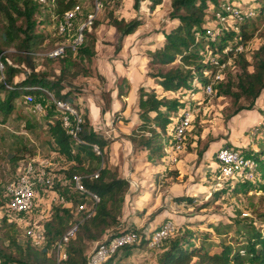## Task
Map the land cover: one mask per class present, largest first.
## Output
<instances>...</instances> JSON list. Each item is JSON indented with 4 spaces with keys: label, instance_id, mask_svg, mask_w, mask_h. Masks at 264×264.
Wrapping results in <instances>:
<instances>
[{
    "label": "rangeland",
    "instance_id": "1",
    "mask_svg": "<svg viewBox=\"0 0 264 264\" xmlns=\"http://www.w3.org/2000/svg\"><path fill=\"white\" fill-rule=\"evenodd\" d=\"M45 1L33 0L38 7L34 17L36 30L47 36L37 46L34 62L36 68L48 78L57 79L64 65L62 57L51 58L47 52L58 43L68 45L69 40L67 35L57 33V17L52 16L49 3ZM252 1L248 0L250 3ZM151 2L152 0H101L100 9L93 20L97 21V25L87 27L95 35L94 54L88 58L81 51L87 44L85 33L81 45L75 49L67 47L63 54V57L71 56L75 63H65L64 81L68 84L62 91L70 92L72 103L83 114L87 128L95 132L107 129L111 135V145L106 144L103 150L104 163L86 159V168L91 170L105 164L125 178L128 170H131V178L138 182L137 188H128L122 202L119 222L107 232L123 228L127 217L141 221L142 224L137 228L157 226L170 217L176 223V230L171 236L182 234L186 229L189 230L187 237L195 244L211 239L234 245L243 239L239 235L242 223L264 226V88L255 100L244 97L234 100L231 95L221 93L220 87L226 80L235 82L240 72L234 57H230L221 79L222 85L215 88L213 94L205 98L182 93V99L191 106L192 119L182 135L180 145L175 146L169 130L162 134L164 145H168V148L173 145L171 151L174 161H162V156L151 157L139 147L141 135L149 136L150 132L138 129L134 131L135 126L132 125L133 120H140L137 113L138 89L140 86L145 90L155 87L159 95L169 92L157 87L155 79L148 75L154 70L147 67L146 60L162 44L165 35L177 22V19L169 16L171 0H162L153 7ZM75 3L80 5V9L74 17L70 32L95 7V0H75ZM111 10L126 20H141V24L124 37L120 47V33L108 19V12ZM211 15L209 10L206 19L212 26L225 25ZM3 23L4 19L0 14V31ZM249 27L253 33L244 44L243 52L252 62L254 51L264 42V15L254 18ZM232 41L233 38L229 40ZM5 51L1 54L6 53ZM8 60L13 64L10 57ZM1 64L0 80L1 69L5 68L2 62ZM21 68L25 67L21 64ZM248 68L252 70V65ZM77 71L80 73L73 74ZM24 72L16 75L14 80L22 78ZM1 94L6 98L8 91ZM168 94L174 95L171 92ZM36 98L44 104L43 113L31 112L29 103L24 100L23 95H19L14 100L13 111L4 122H0V202L4 198L2 191L4 193L5 184L13 180L19 171L15 170L17 163H12L11 155L24 156L25 160L20 161L18 166L31 157L47 158L50 161L48 169L54 173L53 183L37 187L35 207L22 216L17 228L24 232L35 222L38 225L52 222L50 236L55 239L59 233L53 231L57 222L51 219L52 206H56L52 203V194L72 190L67 173L72 162L52 150L49 142L45 120L55 113L50 106L49 97L39 94ZM26 120L33 123V126H26ZM221 144L239 146L258 156L261 165L255 178L247 181L251 185L240 184V180L232 181L217 173L214 158L216 149ZM110 156L115 159L114 162L110 161ZM234 187L237 189L233 190ZM218 190L221 194H218ZM182 195L193 196L192 202L175 200L176 196ZM2 212L0 209V249L8 251ZM60 216L69 224L78 217V212L71 206L67 212L59 213L58 217ZM215 226L221 234L216 233ZM21 232L20 239L23 238ZM103 238L104 236L96 240H85V254L90 252L96 241ZM168 242L169 239H166L155 248L138 243L131 247L130 257L125 256L119 264H156ZM210 248L214 250L218 247ZM49 254L55 256L51 248ZM1 260L3 257L0 256ZM8 263L19 264L14 261ZM192 264L197 263L192 261Z\"/></svg>",
    "mask_w": 264,
    "mask_h": 264
},
{
    "label": "trees",
    "instance_id": "2",
    "mask_svg": "<svg viewBox=\"0 0 264 264\" xmlns=\"http://www.w3.org/2000/svg\"><path fill=\"white\" fill-rule=\"evenodd\" d=\"M161 1L152 0L151 6L153 7ZM47 2L49 3V10H51L50 13L56 17H59L65 10L70 9L75 4V0H47ZM221 2L222 0H171L169 16L177 19V22L172 25L170 31L165 35L162 44L149 54L146 65L154 70L148 75L155 79L157 87H161L163 91H169L168 93L171 92L174 95L168 93L159 95L155 87L145 90L143 86H140L137 96V113L140 120L134 131L138 129L150 132L149 136L141 135L139 147L147 151L151 157H161L163 155L162 134L173 126L179 109L188 104L182 99L183 94L191 89L194 97H208L204 95L202 90L203 85L208 81L205 71L211 68L208 55L221 52L231 38H233V48L239 43L246 44L253 33L249 27L250 22L254 18L264 15V1L253 0L252 3L254 2L253 4L256 6L255 14L240 22H235L238 32L225 31L223 28L218 27L221 33H216L215 38L210 39L206 33L208 25L206 16L209 10L211 12L219 9ZM37 10L38 7L33 0H0V14L4 19L0 31V60L5 67L1 69L0 115L2 118L0 122H4L5 118L13 111L14 100L19 95L31 94L35 97L39 94L47 95L45 91L47 88L56 97L72 102L70 92L68 90L62 91L63 87L68 84L67 81H64L65 63H75L71 56H55L62 57L64 63L57 79L48 78L36 68L34 62L35 51L37 46L47 37L44 33L36 30L34 17ZM108 19L109 23L120 33L119 47L124 37L132 33L141 24L139 18L126 20L119 17L112 10L108 12ZM92 25L95 27L97 21H93ZM84 33L88 39L86 46H83L81 51L83 55L90 58L94 54L95 35L87 30V27L84 29ZM3 51L6 53L1 54ZM252 56L253 61L250 62L243 50L237 52L234 57V61L237 62L240 68L237 80L233 82L225 79L226 82L223 86H221L220 81V84L218 83L215 88L221 86L220 92L231 95L234 100L240 97L255 100L264 88V42L257 47ZM9 57L12 59L13 64L8 62ZM21 64L25 68H21ZM250 64L252 70L248 68ZM76 65L79 67V64ZM23 71H25V75L18 80H14V77ZM78 72L80 73V71H77L73 74L76 75ZM233 86L235 89H232ZM3 91H8L6 98L1 94ZM85 120L87 121V119ZM45 123L48 139L53 147L52 150L72 162L67 172L69 180L73 174L81 175V182L84 187L96 192L99 200L95 203L94 212L78 223L74 235L69 238L66 244V257L57 260L56 256L49 254L50 248L54 251L55 241L82 216L78 214L77 218L66 224L61 216L58 217L59 213L62 211L67 212L71 209V206L76 209L75 206L79 202L90 203L89 197L73 187L71 191L65 190L63 194L71 198L69 203L52 202L56 206H52L51 219L57 222V225L53 227V231L59 233L58 237L51 238L52 222H47V224L39 225L42 227L43 242L35 245L27 235L26 230L21 232L17 228L18 223H20L19 220L10 217L5 211L6 198L4 195L3 200L0 202V209L4 213L2 225L5 238L8 240L6 245L8 251L0 249V252H2L0 256L3 257L0 264H9V261L18 262L19 264H84L87 259L85 240H96L102 236L113 235L129 229L141 233L142 237L138 243H141V246L146 245L143 235L145 227L130 226L107 232L119 222L122 214V202L130 187V182L128 178L119 176L116 170H110L105 164L97 168H91V170L86 168L84 164L86 159L104 163L103 150L110 140L103 137V131L95 132L87 128L83 117L82 128L79 132L81 140L76 141L66 133L59 117L49 115L46 117ZM26 126L31 127L33 123L26 120ZM131 139L135 140L133 137ZM94 143L98 145L100 153L93 149ZM23 158L24 156L18 154L10 156L12 163H17L15 170L20 161L25 160ZM96 170H98V176L94 177L92 173ZM239 182L243 185H251L247 181ZM235 189L237 187H234L233 190ZM218 194H221L220 190H218ZM175 200L192 202L193 196H176ZM214 229L216 233H222L218 227L215 226ZM188 231L185 229L182 234H176L168 238V246L159 255L156 264H192V261L197 264H264V226L258 227L254 223H242L239 228V235L243 239L234 245L230 242L223 241L221 243L211 239L195 244L187 237ZM20 232L23 236L22 239L19 238ZM138 243L121 246L111 256V264H116L120 253L123 254V257L127 256L131 247ZM10 246H12V249ZM212 246L218 248L212 250L210 248Z\"/></svg>",
    "mask_w": 264,
    "mask_h": 264
},
{
    "label": "built area",
    "instance_id": "3",
    "mask_svg": "<svg viewBox=\"0 0 264 264\" xmlns=\"http://www.w3.org/2000/svg\"><path fill=\"white\" fill-rule=\"evenodd\" d=\"M45 1V0H40ZM101 0H95V7L88 12L85 19L81 21L79 26L73 32L72 24L74 17L80 9V5L75 3L73 7L65 10L59 17H57L56 30L59 35H67L69 40L68 45L58 43L53 48L48 50L49 57L62 56L67 47L76 48L84 41V29L89 27L94 20L97 11L100 9ZM255 4L248 2V0H222L220 8L211 11L213 19H217L219 23H224V26H212L207 20L206 33L209 38H215L216 33H221L219 28L223 30H233L238 32V27L235 22H240L247 17L255 14ZM219 27V28H218ZM235 38V37H234ZM233 42H229L224 46L221 52H216L208 55L211 63V68L205 71L208 76V81L203 85V93L205 96L211 95L214 92L215 86L221 81L224 70L230 57H235L237 52L244 48L243 43L232 46ZM235 59V58H234ZM0 65L1 62H0ZM194 83V82H193ZM195 84V83H194ZM47 96L49 97L50 106L54 108V117H59L62 127L66 133L76 141H80L79 132L82 128L83 114L73 105L72 102L66 99L56 97L51 90L46 88ZM187 95H193L191 89L187 90ZM194 96V95H193ZM24 100L30 104L31 112L41 114L45 111L44 104L31 94L23 95ZM192 119L191 106L186 104L182 109H179L175 117V123L169 129L173 137L175 146H179L183 133L186 131ZM172 146L164 145L162 161H174L175 157L172 153ZM93 149L100 153V149L96 143L93 144ZM50 161L47 158L31 157L29 160L21 163L17 167L16 177L4 186L5 195V211L9 216L20 220L24 214H28L35 207V197L38 186H50L54 180V173L48 169ZM260 166V160L254 152H248L239 146L230 144H221L217 147L215 152V168L217 173L223 178L240 181H250L255 178L257 170ZM94 177L98 176V170L92 173ZM73 188L78 192L89 197L90 203L79 202L76 204L78 214L82 216L77 222L70 225L64 233L55 241L54 252L56 259H63L66 257V244L70 237L75 233L77 225L84 217L89 216L94 212L95 203L99 200L96 192L88 190L81 182V175L73 174L70 178ZM71 198L63 193L55 192L52 194V202L62 204L69 203ZM176 230V223L170 217L165 218L158 226L154 228H146L144 238L146 245L151 248L160 246L166 239H168ZM27 235L35 245L43 242L42 227L35 224L26 229ZM142 234L136 230H123L116 234H110L103 239L95 242L87 254V259L84 264H111V256L121 246L126 244H134L140 242Z\"/></svg>",
    "mask_w": 264,
    "mask_h": 264
},
{
    "label": "crops",
    "instance_id": "4",
    "mask_svg": "<svg viewBox=\"0 0 264 264\" xmlns=\"http://www.w3.org/2000/svg\"><path fill=\"white\" fill-rule=\"evenodd\" d=\"M139 122V121H138ZM138 122H135V120H133V126H136V124L138 123ZM111 129H113V128H111ZM99 131H103V137L104 138H106V139H109L110 137H111V135L109 134V130H99ZM110 140V142H109V145H111V143H112V141H111V139H109ZM110 161L111 162H114L115 161V159L114 158H112L111 156H110ZM131 175H132V172H131V170H128V172H127V176H126V178H128V180H129V182H130V187H129V189H133V188H137L138 187V182L135 180V179H133V178H131ZM131 217H127L126 218V220H125V224H124V226L123 227H130L131 225L132 226H138V225H141L142 223H141V221H139V220H132V219H130ZM133 221V222H132ZM122 223V222H121ZM158 226V225H157ZM154 227H156V226H153V227H145V228H154ZM130 251H132V250H130ZM129 255V254H128ZM127 255V257H130V256H128ZM124 258H126V257H123V254H121L120 253V255H119V258H117V260H116V264H119L120 262H121V260L122 259H124ZM136 263V262H135Z\"/></svg>",
    "mask_w": 264,
    "mask_h": 264
}]
</instances>
